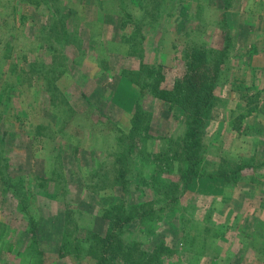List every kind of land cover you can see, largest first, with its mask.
Instances as JSON below:
<instances>
[{"label": "rangeland", "instance_id": "obj_1", "mask_svg": "<svg viewBox=\"0 0 264 264\" xmlns=\"http://www.w3.org/2000/svg\"><path fill=\"white\" fill-rule=\"evenodd\" d=\"M195 46L226 73L189 170L158 93ZM121 205L156 264H264V0H0V264L94 261Z\"/></svg>", "mask_w": 264, "mask_h": 264}, {"label": "trees", "instance_id": "obj_2", "mask_svg": "<svg viewBox=\"0 0 264 264\" xmlns=\"http://www.w3.org/2000/svg\"><path fill=\"white\" fill-rule=\"evenodd\" d=\"M206 52L207 50L204 48V46H195L188 49L186 51V57L188 61L185 82L182 84L180 83L181 85L179 83L176 84L171 90L163 89L158 93L159 98L173 102L175 104H179L183 107V109L190 110L192 112L184 137V140L187 144L186 161L187 168L189 170L191 169L192 163H194V154L196 151H198L201 144V138L203 137V127L206 123L205 121L208 120L218 103L216 88L218 87L226 73V66L224 62L220 65V67H216L215 65V67L213 66L214 68L211 67V73L208 72V69L205 71L208 66H211V64L216 61V58L209 60L208 54L212 55V52L208 54ZM223 54L226 58L227 49L223 51ZM222 60L223 59H221V62ZM201 78L207 80L204 83L205 85L199 82H196L197 85L193 86L189 84V80L196 81ZM183 90H185L186 93H181ZM193 94H196L197 99L191 98L190 101L185 100L186 96L190 98V96ZM259 97L260 94L250 95L248 97V112L246 117L257 112V110L261 106ZM137 117L138 116H135V118L132 119L131 126L133 127L129 130L130 132L127 133L129 135V137L126 139V148L128 149V151L120 156L122 164L124 162L125 166H129L130 156L132 157L136 150L133 142H131L130 140L134 139V136H136L135 132L137 126H139L142 121L140 117L139 119ZM172 147H174V145ZM167 156L168 152L164 151L163 153L161 152L158 155V159L161 158L162 160L167 158ZM174 159H176V157H174ZM245 166L248 167L249 165L247 163H243L242 165L239 164L236 168L237 172L244 171ZM120 181L121 183H124L123 177ZM6 183H8L9 187L13 189L14 187L12 186H15L16 184L14 181H7ZM124 206L125 205H121L120 207H118V209H115V211L118 212L115 216L114 222L112 223L110 231L107 234V238L101 242L100 251L95 256H92V260L94 261H86L85 263V261H83L85 255L79 250L80 247L78 245V242H76L75 245H72L75 252L73 256H75L81 264H156L157 260H160L158 258V255L153 256L151 254L144 253V251L141 252L140 246L138 245L137 241L131 237V233L125 236L122 233L114 232V230H119V226L129 224L130 222V219L125 218L126 216L124 212H126V210ZM33 242L35 245H38L36 235L33 236ZM163 247L164 246L161 243V245H158L157 248H161L162 251Z\"/></svg>", "mask_w": 264, "mask_h": 264}]
</instances>
